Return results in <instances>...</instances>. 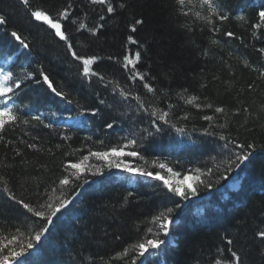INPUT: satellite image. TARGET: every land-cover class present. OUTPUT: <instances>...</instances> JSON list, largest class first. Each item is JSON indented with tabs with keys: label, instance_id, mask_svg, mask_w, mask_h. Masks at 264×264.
Masks as SVG:
<instances>
[{
	"label": "trees",
	"instance_id": "trees-1",
	"mask_svg": "<svg viewBox=\"0 0 264 264\" xmlns=\"http://www.w3.org/2000/svg\"><path fill=\"white\" fill-rule=\"evenodd\" d=\"M67 2L30 0L26 7L21 0H0V15L7 21L0 25V68L12 71L14 78L21 81L11 103L21 121H29L19 122L15 130L6 132L0 140V244L7 243L13 235L26 244L42 226L35 222L37 218L11 201L3 189H10L18 199L36 206L55 205L79 188L66 210L54 217L39 243L41 250H30L22 264L24 259L27 264H131L138 255L134 245L154 238L146 235L149 227L155 230L152 217L168 207L174 209L169 214L173 218L169 225L172 239L160 249L148 251L144 264H215L217 260L225 264L231 258L229 247L240 255L242 264H264V240L255 235L264 228V54L258 51L264 48V26L254 28L260 23L258 12L264 9V0H222L221 11L229 19H214L220 29L215 33L205 26V20L195 17L197 11L207 15L206 9L198 5L192 8L193 15L184 17L177 15L175 0H112L117 10L109 15L101 5L75 0L72 17L64 22L75 50L100 58L94 69L103 74L105 81L118 82L126 90L138 92L154 107L168 111L169 123L157 121L159 132L150 126L151 117L136 111L134 101L123 102L118 93L112 92L114 85L105 88L96 77L90 81L83 78L78 62L67 52L64 42L46 24L30 16L38 8L55 17ZM121 3L124 8L119 7ZM99 15H105L104 28L95 36L84 29L77 31L78 22H71L79 18L93 27ZM136 20L143 23L135 25ZM12 30L26 40L28 48L10 36ZM229 31L234 33L233 37L225 35ZM129 35L138 41L137 45L128 43ZM137 50L141 53L137 68L150 72L148 82L159 97L155 101L141 82L129 81V73L121 67L123 55L134 56ZM205 51L207 55L203 54ZM109 57H117L119 62ZM37 69H43L72 103L57 97L46 84L36 83L41 79ZM29 72L34 73V78L27 77ZM193 96L197 99L186 103ZM100 99L106 103L100 105ZM196 104L202 107L197 108ZM206 104L212 108L203 107ZM96 107L100 111L94 116L88 110ZM216 107H222L224 113H215ZM185 113L188 119H183ZM35 115L42 117V124L32 120ZM205 115L214 116L216 126L203 120ZM63 117L79 120L66 122ZM113 122V128L105 127ZM219 124H226V128H219ZM176 128L184 131L178 132ZM205 128L255 145L256 153L237 173L243 177L240 190L246 194L237 208L227 209L225 198L218 194L203 196L210 190L203 186L195 195L203 196L202 200L186 202L169 193L161 182L96 164L95 157L83 162L86 170L79 181L62 189L58 185V178L67 174V162L80 163L89 151H107L132 139L137 143L125 151H137L140 155L122 157L125 162L147 171L160 170L159 163H166L183 177L194 161L202 171L213 169L208 177L213 185L218 179L221 183L230 174L225 171L226 158L216 151L220 143L217 136L205 135ZM29 143L37 148H28ZM177 145H183V151L175 148ZM95 166L104 168L103 178L89 181L97 177L91 175ZM161 173L168 175L166 170ZM252 179L257 187L247 194V182ZM214 197L225 202L211 211V220L194 227L184 223L189 207L202 203L196 216L203 217V209ZM176 204L180 207L176 208ZM227 239L233 241L232 245H227ZM125 249L127 255H122Z\"/></svg>",
	"mask_w": 264,
	"mask_h": 264
},
{
	"label": "snow or ice",
	"instance_id": "snow-or-ice-1",
	"mask_svg": "<svg viewBox=\"0 0 264 264\" xmlns=\"http://www.w3.org/2000/svg\"><path fill=\"white\" fill-rule=\"evenodd\" d=\"M75 0H68L67 4L60 9L56 16L54 17L48 11L34 9L30 12V16L34 18L37 22H42L46 24L50 29L54 30L55 36L59 38L60 41L64 42L66 45L67 52L70 53L71 57L74 61L78 62L80 66V75L83 78L88 79L96 77L99 81L104 83L105 88L109 85H114L112 87V92L118 93L121 100L123 102H135V109L137 112L146 113L152 119L150 120V126L155 129L156 132L160 131V127L157 124V121H163L165 124L169 123L168 111H161L160 109L153 106L152 102H146L145 99L138 92H134L130 89L126 90L125 87L121 86L118 82L114 81H105L103 74L98 73L94 69L95 63L100 59L95 55H81L75 50L74 45L67 34V29L65 27L64 22L69 21L70 17H72L73 7ZM21 3L26 7L30 5V0H21ZM89 5H101L103 8H106V13L111 15L116 12V7L114 6L112 0H88ZM177 7V15L188 17L193 15L192 8L198 5L201 9H206L207 15L202 16L201 12H195V17L197 19L205 20V26H210V31L213 33L219 31L220 29L214 23V19L219 20L220 22H224L229 19L228 15L221 11L222 0H175ZM120 8H124L125 4H119ZM87 15V13H85ZM258 18L260 23L254 25V28L259 29L264 26V9L258 12ZM105 15H99L96 24L93 27H89L83 19L74 18L71 20L73 24L78 22L77 31L84 29L90 32L93 36H95L99 30L104 28ZM7 23L4 15H0V25H5ZM142 20H136L135 25L142 24ZM133 25L131 27V31L134 33L136 31V27ZM188 27L187 25H184ZM226 36L233 37L234 33L226 32ZM255 36V33H253ZM10 36L14 38L15 41L19 43L23 48H28L29 45L26 40L18 34L16 30H12L10 32ZM127 41L131 45H137L138 41L134 39L132 35L127 37ZM213 43H218V41H212ZM139 47H144L143 45H139ZM261 54H264V48L258 49ZM207 55L205 51L203 53ZM141 53L137 50L133 54L126 53L122 57L121 67L129 73L128 80L135 83L137 81L141 82L143 85V89L146 90L148 94H151L153 101L159 99L156 96V89L153 87L151 83L148 82V78L150 77L149 71H139L137 65L140 62ZM110 60L118 61L117 57H109ZM38 75L41 78L40 80H36V83H43L48 86V89L51 90L57 97L67 100V94L63 91L57 90V87L54 86L53 81L50 79L49 75L43 69H37ZM28 78H34V73H27ZM154 79V78H152ZM21 81L19 79L14 78V73L12 71L4 72L0 70V140L4 139V134L10 130H15L19 122L29 123L27 119L21 121L20 115L14 110V105L11 103L12 99L17 96V92L21 88ZM252 85H249L251 88ZM184 91H187L186 89ZM197 99L195 96L191 97L186 101L188 104H192L193 100ZM69 104L72 103L71 100H67ZM106 101L104 99L99 100L100 105H104ZM197 108L202 107L200 104L195 105ZM169 109L173 106L171 104L168 105ZM203 107L212 108L211 104L203 105ZM91 113L95 116L99 114V107L89 109ZM224 109L222 107H216L215 113H224ZM238 111V110H237ZM247 111V109H245ZM188 114L185 113L183 119H188ZM203 120L208 121L210 126H216L213 124L215 119L214 116L205 115L202 117ZM32 120L37 121L39 123H43V119L40 115H35L32 117ZM114 123H107L105 125L106 128L111 129L114 126ZM46 127H50L51 125H45ZM175 127V125H172ZM219 128H226V124H219ZM147 132V129L144 130ZM176 131L183 132V128H176ZM205 135H216L217 139L220 143H217L216 149L218 150V155H223L226 158L227 167L225 169L226 172H233L234 168H240L241 165L247 161L251 155L252 151L255 148V145L252 143H241L237 138H233L224 133H213L210 132L208 128L203 129ZM149 136L152 133H147ZM65 140L68 139L67 136L64 137ZM8 143H11L9 141ZM137 141L135 139L128 140L126 144L122 146H112L108 148L107 151H89V153L82 157L80 163H71L67 162L64 167V172L67 174L62 175L58 178L59 187L65 188L72 184L74 181H79L81 179V175L85 172V168L82 166L84 161H88L90 157H95L97 160L106 161L108 168H118L123 171L141 177H151L152 179L161 181L164 188L167 189L169 193L174 194L177 197H181L184 200L189 199L191 196H195L199 191V187L203 186L205 189H212L214 187L213 183L210 182L208 177L213 173L212 168H208L206 171H202L200 167L191 168L183 173V179H174L182 175L181 172L174 171V169L166 163H159L158 167L160 170H166L167 176L162 175L160 170L157 171H147L143 167H137L130 162H125L122 157H138L140 154L137 151H125L126 148H130L135 145ZM28 148L36 149L37 145L29 143L27 144ZM16 154H19L17 151ZM142 158V157H141ZM234 165V167H233ZM219 168V165H216ZM75 171H71V170ZM104 168L100 166H95V171L91 172L92 176H100L103 178ZM219 183V179L217 180ZM4 193L8 195V198L11 201H14L20 208L25 210L26 214H31V217L37 218L35 222L39 223L40 226L37 231H35L34 235H32L31 239L26 243L22 244L18 241L16 235H13L7 243L0 244V264H22V258L26 257V254L30 253V250H33L37 245L42 241V238L49 231L50 225L53 223L54 217H57L63 210L70 205L72 202L71 196L75 195V192L79 191V188H76L68 198H61L55 205L52 203H39L34 206L29 202H25L23 198H17L15 194L11 192L10 189H3ZM129 196L132 193H128ZM39 199V197H37ZM127 200V198H125ZM176 208L180 207V204L175 205ZM174 211L173 208L168 207L166 211L160 212L158 215L152 217V224L156 225L155 230L153 227H149L147 229L146 235H154V238H147L143 242L137 243L134 245V248L138 250V255L133 257L131 260V264H138V258L144 257L145 254L152 249H160L167 243L166 237L169 235V225L173 222V218L169 215ZM18 231V229H17ZM161 233L164 238H161ZM255 235L259 237L261 240H264V228L258 230ZM227 245H232L233 241L231 239L226 240ZM13 245H17V247H13ZM127 249H125L122 255H127ZM264 251V249H262ZM228 252L230 253V260L225 261V264H242V260L240 255L233 250L231 247L228 248ZM118 259L120 256L117 257ZM23 264H27V260H23ZM215 264H221L220 260L215 261Z\"/></svg>",
	"mask_w": 264,
	"mask_h": 264
},
{
	"label": "bare ground",
	"instance_id": "bare-ground-1",
	"mask_svg": "<svg viewBox=\"0 0 264 264\" xmlns=\"http://www.w3.org/2000/svg\"><path fill=\"white\" fill-rule=\"evenodd\" d=\"M63 118H61V119H63ZM255 153H256V151L253 150L252 151V155L249 158L250 160L252 159V157H253V155ZM186 160H188V159H186ZM247 161H245V162H247ZM189 167L190 168H194V167H199V166L193 161L192 164L190 163V165L187 168H189ZM233 167H234V165H233ZM238 170H239V168H234V171L232 173H230L227 178H223L222 179L223 181L221 183H219V184L218 183H215L214 184V187L212 189H210L211 196H214V195L218 194V195L224 197L225 198L224 200L226 201V204L227 205L229 204V206H231L234 203V199L236 198L235 195H237V198H239V200H240L239 202H242L244 200V194L245 193L240 190L241 189L240 188V181H241V179L243 177H242V175H240L237 179H234V172L235 171H238ZM97 178H98V176L97 177H94V178H90L89 181L96 180ZM149 178L152 179L151 177H149ZM152 180L155 181V182L156 181L157 182H161V181H158V180H155V179H152ZM86 182H88V181H86ZM187 200H189V203H192V201H195V199H193V198H190V199H187ZM224 202H221V201L218 200V198L214 197V199H211L210 205H208L207 207H205L203 209L202 215H205V213L208 212V211L209 212H211V211L214 212L216 209L218 210L220 208V206H222V204H224ZM201 205H202V203L201 204L200 203L193 204L188 210L189 211H192V212L194 210L195 211H198ZM237 206H239V205L236 204L234 206V208H237ZM37 248H39L41 250V245L38 244L37 245Z\"/></svg>",
	"mask_w": 264,
	"mask_h": 264
},
{
	"label": "rangeland",
	"instance_id": "rangeland-1",
	"mask_svg": "<svg viewBox=\"0 0 264 264\" xmlns=\"http://www.w3.org/2000/svg\"><path fill=\"white\" fill-rule=\"evenodd\" d=\"M183 146V145H182ZM181 145H177V146H175V148L177 147V148H179L181 151H183V148L184 147H182ZM190 149V148H189ZM192 150V149H191ZM190 150V151H191ZM185 151V150H184ZM216 151L218 152V150L216 149ZM123 159V158H122ZM94 161H96V164H100V165H102V166H107V164H106V161H102V160H97L96 158H94ZM93 161V162H94ZM113 168H115V167H113ZM118 169V168H117ZM118 172H120V171H118ZM184 177H176L175 179H183ZM255 182L253 181V179L252 180H249L248 182H247V184H248V189H247V194H248V190H252V189H254V188H256L257 187V185L256 184H254ZM204 202H206V201H204ZM241 205V204H243V201L242 202H239V199L237 198V195H236V198L234 199V203L231 205V206H227L226 205V207H227V209L229 208V210L230 209H232V208H234V206L235 205ZM190 208V207H189ZM188 208V209H189ZM217 210V209H216ZM209 212V211H208ZM212 212H210V213H208V215L206 216V213H205V215H202L203 217H197L196 216V214H198L197 213V211H188L187 212V215H188V219H187V215H185V218H186V221L184 222V223H186V225L187 226H189V227H194V226H196V225H198V224H205L206 222H207V220L209 219V220H211L210 218H208L209 217V214H211ZM194 216H195V218H194ZM197 217V218H196ZM207 217V218H206ZM202 220V221H201ZM200 221V222H199ZM169 239H170V237H169Z\"/></svg>",
	"mask_w": 264,
	"mask_h": 264
},
{
	"label": "water",
	"instance_id": "water-1",
	"mask_svg": "<svg viewBox=\"0 0 264 264\" xmlns=\"http://www.w3.org/2000/svg\"><path fill=\"white\" fill-rule=\"evenodd\" d=\"M52 30V29H51ZM54 31V30H53Z\"/></svg>",
	"mask_w": 264,
	"mask_h": 264
}]
</instances>
